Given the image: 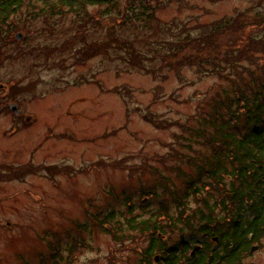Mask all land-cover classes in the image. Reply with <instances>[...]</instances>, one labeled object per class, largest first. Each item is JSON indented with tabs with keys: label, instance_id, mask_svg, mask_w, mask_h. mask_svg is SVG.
Instances as JSON below:
<instances>
[{
	"label": "rangeland",
	"instance_id": "374dc122",
	"mask_svg": "<svg viewBox=\"0 0 264 264\" xmlns=\"http://www.w3.org/2000/svg\"><path fill=\"white\" fill-rule=\"evenodd\" d=\"M141 1L154 14L148 22L122 17ZM115 2L86 4L88 19L85 10L67 6L66 14L49 20L52 32L38 30L46 24L41 20L29 22L19 28L22 41L14 42L13 30L6 35L10 44L0 48V59L13 53L0 64V104L16 97L35 117L28 125L9 107L0 111V165L55 167L0 182V264H132L133 256L136 264L133 243L138 237V248L146 249L149 231L140 224L148 219L161 231L200 239V223L192 231L179 219L175 196L185 197L187 183H197L201 172L207 180L211 117L238 92L261 90L264 27L255 32L247 23L264 17V0ZM28 6L24 0L22 14L30 13ZM223 20L231 27L211 36ZM248 33L260 38L249 53L253 63L236 52L232 61L218 60L214 71L213 59L229 56L228 46ZM202 40L205 53L195 43ZM179 45L188 48L176 55L171 50ZM40 51L51 53L43 59ZM197 57L212 65L200 67ZM17 78L25 86L10 84ZM245 120L237 122L243 132ZM228 187L226 180L221 190L199 192L217 207L233 193ZM183 201L199 219L201 212L225 216L190 191ZM162 206L174 227L157 215ZM95 217L111 220L115 237L95 225ZM261 243L243 256L246 264H264V238Z\"/></svg>",
	"mask_w": 264,
	"mask_h": 264
},
{
	"label": "trees",
	"instance_id": "16d2710c",
	"mask_svg": "<svg viewBox=\"0 0 264 264\" xmlns=\"http://www.w3.org/2000/svg\"><path fill=\"white\" fill-rule=\"evenodd\" d=\"M95 1H97V3H116L115 0H79L77 4L85 6L89 2ZM142 2L143 1L139 2L135 6L129 5V9L126 10L127 13H124V16L121 12H119V14L127 20L134 17L135 21L148 22L154 14H147L148 7H145V4ZM70 3L74 4L71 1ZM231 23V20H223L221 24L215 26L218 29L215 32L212 31L210 35L217 36L216 34H221L231 27ZM251 26L252 28H256L255 32L259 28L264 27V17L255 18L252 22L247 23V27L250 28ZM256 35L258 36V33H256ZM256 35L248 33L242 37H238L233 45L228 46L227 50L230 55L227 57L213 59L210 56L208 58H202L205 60L213 59L215 61L213 64L214 71L219 70L218 68L221 65L217 64L218 60L220 62L223 60L232 61L235 58L233 54L236 52L239 53L238 56L241 55L240 57L243 60L250 61L252 64L254 61V54L249 55V53L260 40ZM202 42L203 40L195 41V43L198 44V48L205 53L208 46L204 45ZM214 47H220V43ZM186 48H188V46L179 45L175 47L174 50L176 51H171L178 55ZM262 51V54H264V50ZM170 53L171 52H169L167 57H174L170 55ZM243 53H245L246 57ZM220 54L222 55L224 52H220ZM185 57H187V55H185ZM202 58L199 59L197 57V62L195 64L200 65V67L205 66L208 69L212 63ZM261 58H264V55L261 56ZM260 89V91L257 90L255 92H247L246 90L239 92L237 98L227 103V108H223L224 110L221 109L217 112L218 115L214 116L212 119L213 128H215L213 136L215 137L207 142L215 153L213 163L210 165V170L208 172L209 176L213 179L215 186L218 188L221 187L220 183H222V178H227L229 185L232 187L231 191L233 193L225 199L231 202L228 205L226 201L223 202L224 208H227L230 214L233 210L243 213L247 218V220L245 219V223L246 221L250 223V227L246 232L256 231V234H260L259 224L264 223V83L261 84ZM233 105H235V108ZM215 111H217V109H215ZM227 115L228 118L225 119ZM243 117L247 122L244 124V132L242 131L241 125L237 123L238 119ZM6 167V170H0V181L10 179V177L13 179L21 178L28 172L33 173L34 170L36 172V170L45 168L32 166L30 169L21 166ZM47 169L50 170V168ZM200 179L202 180L203 176H201ZM209 179L208 177V180ZM217 180H220V182ZM203 185L208 186L206 183ZM253 201H255V203L260 201L261 205L255 204ZM233 205L238 209L231 208ZM255 207H257V209L253 210ZM231 219L236 222L233 216ZM242 220L244 221V219H241V221ZM255 222L258 223L254 225ZM236 229H238L237 225Z\"/></svg>",
	"mask_w": 264,
	"mask_h": 264
},
{
	"label": "flooded vegetation",
	"instance_id": "af4514ba",
	"mask_svg": "<svg viewBox=\"0 0 264 264\" xmlns=\"http://www.w3.org/2000/svg\"><path fill=\"white\" fill-rule=\"evenodd\" d=\"M37 1L44 5L52 0ZM23 2L24 0H8L7 4L4 1H0V32L5 30L19 32L22 31L19 29L22 25L28 26L29 22H36L38 20L46 23L41 29H38L39 31L47 32V34L48 32H52L48 22L53 19L52 16L56 15L55 12L57 10L47 7L36 8L34 7L36 6L34 0H30L29 4L31 5L32 11L26 15L22 14L21 7ZM20 121L26 122L25 117L20 119ZM193 221L192 219L184 222L191 224ZM238 224L244 228V221H241V218L238 219ZM146 233L143 235V238L146 239V249L138 248V237L133 243L136 245L137 255L140 256L139 263L136 264H214V259H217L216 256L220 259V263L217 262V264H246L243 256H246L247 253L250 255L254 254L250 252V246L248 252L243 254V250L247 244L245 239L242 238L243 233L241 231H226L217 235L206 232L202 239L198 240L191 237L188 233H184L185 236H180V233H171L169 231ZM127 238L129 239L130 237ZM262 239L257 244L259 245V250L262 249ZM195 245L198 246L196 250ZM131 254H134L133 251ZM134 257L132 258V264H135Z\"/></svg>",
	"mask_w": 264,
	"mask_h": 264
},
{
	"label": "water",
	"instance_id": "95a60500",
	"mask_svg": "<svg viewBox=\"0 0 264 264\" xmlns=\"http://www.w3.org/2000/svg\"><path fill=\"white\" fill-rule=\"evenodd\" d=\"M20 36V35H19ZM13 106V108L15 109V105H12Z\"/></svg>",
	"mask_w": 264,
	"mask_h": 264
}]
</instances>
